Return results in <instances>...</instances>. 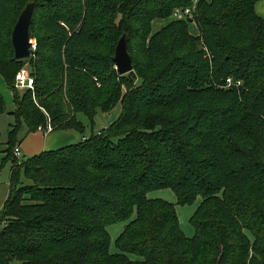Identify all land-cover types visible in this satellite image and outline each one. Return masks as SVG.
I'll use <instances>...</instances> for the list:
<instances>
[{"label":"trees","instance_id":"trees-1","mask_svg":"<svg viewBox=\"0 0 264 264\" xmlns=\"http://www.w3.org/2000/svg\"><path fill=\"white\" fill-rule=\"evenodd\" d=\"M258 0H0V75L13 92L0 208V264H264V19ZM33 3L35 48L15 59L11 31ZM195 6L198 33L175 8ZM169 21L152 33L151 23ZM126 36L132 70L119 74ZM28 64L33 89L14 88ZM229 87L222 85L229 78ZM240 81L239 85L236 82ZM116 104L99 133L24 157L26 132L74 129ZM5 103L0 92V113ZM40 128V129H39ZM200 202L180 229L175 204ZM123 222L109 250V224ZM134 255L135 258H130Z\"/></svg>","mask_w":264,"mask_h":264},{"label":"rangeland","instance_id":"rangeland-1","mask_svg":"<svg viewBox=\"0 0 264 264\" xmlns=\"http://www.w3.org/2000/svg\"><path fill=\"white\" fill-rule=\"evenodd\" d=\"M157 20H162V19H157ZM151 29H152V23H151ZM188 29H189V33L191 35H193V36L197 35L198 30H197V27H196L194 22H191V24L188 25ZM157 30L158 29H152L151 32L154 33ZM25 67L28 68V64H26ZM226 80H227V78H226ZM237 82H238V84H236V85H239L240 81H237ZM13 85H14V83H13ZM222 87L227 88V87H229V85H227L225 82L222 85ZM18 91L21 92V91H23V89H18ZM0 92L3 96L4 103H5V110L0 113V150H1L4 146V143H6L7 132H8V129L10 128V124L14 123V121H15V116L12 114V111L15 109V104L13 103V92L7 86L2 75H0ZM119 113H120V105L119 104H116L114 106V108L108 112L98 111L94 115L92 121L83 113H77V119L79 121H81L82 124L84 125L83 132H79L77 130L71 129L70 133H73L74 139L67 141L66 144L75 143L78 140H80L82 136H88L91 133L100 132L102 129L106 128L109 124H111L113 121H115L117 119V117L119 116ZM54 132L58 133V132H62V130L53 131L52 133H54ZM26 135H27L26 127L22 123L21 128L18 132V138L19 139L22 138V141H25V143H28L29 140H33V138L38 140V143L44 142V138L41 134H40V136H38V138H35L34 136H32L30 134L28 135V138H27ZM33 144H34V141L31 142V144H29V145L33 146ZM28 155H29V153H27V152H25V154L21 153V156H18L19 159L17 160V162L21 161V159H23L24 157H27ZM10 165H11L10 161H6L2 164V161L0 158V194L5 189H6V191L8 189V177H9ZM148 197L163 199V200H166L168 202L174 203L180 229L182 230L184 235L187 237H191L194 234V228H193L192 223L190 222V218H191L192 214L194 213V211L196 210V208L200 202V197H197L190 204H185V205L176 204V196L173 193V191L168 189V188L152 190V191L148 192ZM123 225H124L123 222H115V223L109 224L107 226V230L110 234L109 250L111 252H117L118 251V249L115 246V238L121 232ZM129 257L135 258L134 255H129ZM8 264H17V262L11 261Z\"/></svg>","mask_w":264,"mask_h":264},{"label":"water","instance_id":"water-1","mask_svg":"<svg viewBox=\"0 0 264 264\" xmlns=\"http://www.w3.org/2000/svg\"><path fill=\"white\" fill-rule=\"evenodd\" d=\"M33 3L28 2L20 12L11 31V43L15 59H25L31 53V41L29 37V24L32 16ZM191 22V19H187ZM113 63L119 74H125L132 70L130 56L126 50V36L122 35L115 46Z\"/></svg>","mask_w":264,"mask_h":264},{"label":"crops","instance_id":"crops-1","mask_svg":"<svg viewBox=\"0 0 264 264\" xmlns=\"http://www.w3.org/2000/svg\"><path fill=\"white\" fill-rule=\"evenodd\" d=\"M254 8H255V12L264 19V0H258L256 2V4H255ZM168 21H169V19L153 20L152 29H159L160 27L165 25ZM70 130L71 129L63 130L62 132H58V133H55V132L54 133H52V132L43 133L41 131L27 133V135H26L27 138H28L29 134L34 136L35 138H38V136H40V134H41L43 136V138H44V142L43 143H40V142L38 143V140H36V139H34L32 137L33 140H29L28 143H25V141H22V138H21L20 142L18 143L19 148H20L19 156H21V153L25 154V152L29 153L28 156H31L33 154H36V153L42 151V150L54 149V148H58V147L67 145L66 144L67 141H69L71 139H74V135H73V133H70ZM82 137H81V139H82ZM33 141H34L33 146L29 145ZM5 147H6V144L4 143L3 148L0 150L1 161H2V157L4 156ZM9 173H10V168H9ZM8 182H9V177H8ZM7 193H8V189H7V191L5 189L0 194V197H1L0 198V208H1L2 203L4 202V200H5L6 196H7Z\"/></svg>","mask_w":264,"mask_h":264},{"label":"built area","instance_id":"built-area-1","mask_svg":"<svg viewBox=\"0 0 264 264\" xmlns=\"http://www.w3.org/2000/svg\"><path fill=\"white\" fill-rule=\"evenodd\" d=\"M194 6H195V3L193 2L191 6H186L183 8H180V7L175 8L172 11L171 17L173 19H178V20L190 18ZM30 41H31V50H33L35 48V41L32 38H30ZM233 83L234 82H232V80L230 78H227V80H226L227 85H231ZM236 84H238V82ZM14 87L18 88V89H25V88L33 89V87H34V76L29 72L27 67L23 66L15 72V74H14ZM50 130H51L50 125H47L44 133L50 132ZM39 131H41V130H39ZM19 154H20V148H19V145H16L14 147V155L18 157Z\"/></svg>","mask_w":264,"mask_h":264}]
</instances>
